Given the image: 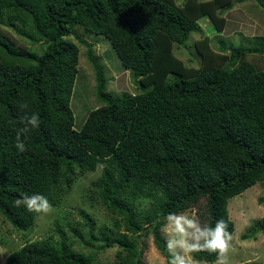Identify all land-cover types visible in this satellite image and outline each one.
<instances>
[{"label":"trees","instance_id":"trees-1","mask_svg":"<svg viewBox=\"0 0 264 264\" xmlns=\"http://www.w3.org/2000/svg\"><path fill=\"white\" fill-rule=\"evenodd\" d=\"M231 0H0V24L12 27L35 47H19L0 36V215L13 228L29 232L39 215L14 202L22 194L55 197L85 172L101 174L92 184L96 199L114 216L117 235L93 234L100 249L116 246L109 264H144L139 236L151 234L166 263L170 259L161 229L169 213L197 207L202 224L224 219L233 233L228 200L260 182L264 186V68L249 58L264 56V37L250 45L234 43L220 61L206 49L198 68L173 53L184 47L208 18L221 31ZM103 35L136 93L106 90L103 65L93 43L75 26ZM87 48L98 102L79 129L70 107L78 66V46ZM202 44V45H201ZM29 109H21V102ZM40 116V127L14 147L19 117ZM151 200L140 214L136 199ZM264 231V227L262 228ZM76 230V229H75ZM77 231V230H76ZM214 263L215 254L192 253ZM5 264H97L93 255L70 251L61 241H28ZM242 264H262L250 261Z\"/></svg>","mask_w":264,"mask_h":264},{"label":"rangeland","instance_id":"rangeland-1","mask_svg":"<svg viewBox=\"0 0 264 264\" xmlns=\"http://www.w3.org/2000/svg\"><path fill=\"white\" fill-rule=\"evenodd\" d=\"M231 8L223 12L224 25L221 31L212 30L208 18L199 21V29L193 32L184 47L174 45V55L187 67L198 68L203 64L207 52L220 61L221 55L229 53L228 49L221 50V46L229 44L250 45L255 37H264V0H231ZM78 35L93 43L95 55L103 65L107 85L106 90L113 95L121 93H136L131 72L124 69L116 56L109 41L103 35L86 31L80 25L75 26ZM0 36L13 42L19 47H32L28 39L6 24H0ZM70 39L78 46V66L75 77L70 107L74 115V128L79 129L88 113L97 107L98 102L94 96L95 74L92 64L87 57V48L81 45L73 36ZM204 42L201 51L200 43ZM202 45V44H201ZM37 48L36 46H33ZM258 69L264 68V56L250 57ZM103 164H99L94 172H85L75 178L69 190L61 192L55 197V212L52 215L39 214L34 220L29 232L15 230L13 226L0 215V264H5L7 256L13 250L21 247L28 241L48 239L53 247L63 241L70 250L93 255L97 264H109L115 258L116 246L105 247L98 241L89 242L85 231L87 225L84 217L89 216L94 223L93 234L97 237L108 231L112 235L119 234L122 229L114 226V216L108 213L96 199V191L92 184L101 174ZM133 204L140 214H144L152 206L147 198L136 199ZM227 210L229 219L233 223L234 251L230 252L231 264H242L257 261L264 264V186L257 182L241 194L228 200ZM197 207L187 209L180 214L195 215L201 221ZM77 231H76V230ZM161 235L168 238L165 227ZM143 246L144 264H167L165 257L156 249L151 234L139 236ZM194 261V260H193ZM194 264H210L197 262ZM212 264H215L212 263Z\"/></svg>","mask_w":264,"mask_h":264},{"label":"clouds","instance_id":"clouds-1","mask_svg":"<svg viewBox=\"0 0 264 264\" xmlns=\"http://www.w3.org/2000/svg\"><path fill=\"white\" fill-rule=\"evenodd\" d=\"M21 109H29V103L19 104ZM21 125L16 131L14 147L18 152L26 151V141L33 129L40 127L38 113L25 111L19 117ZM15 207H24L30 213L52 215L54 206L46 196L41 194H22L14 202ZM167 239L166 249L170 259L168 264H194L192 253L215 254V264H231L230 252L234 251L233 235L228 231V224L224 219L216 221L215 225L202 224L195 215L169 213L165 217Z\"/></svg>","mask_w":264,"mask_h":264}]
</instances>
